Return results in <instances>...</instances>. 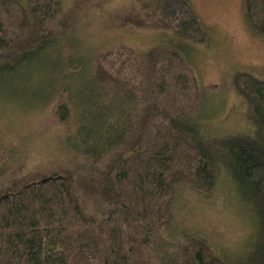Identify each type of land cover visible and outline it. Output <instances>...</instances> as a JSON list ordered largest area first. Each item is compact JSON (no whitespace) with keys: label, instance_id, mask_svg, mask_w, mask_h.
Masks as SVG:
<instances>
[{"label":"trees","instance_id":"trees-1","mask_svg":"<svg viewBox=\"0 0 264 264\" xmlns=\"http://www.w3.org/2000/svg\"><path fill=\"white\" fill-rule=\"evenodd\" d=\"M63 7L0 0V96L52 93L69 153L29 166L0 135V264H264V79L233 74L249 130L213 136L184 52L209 36L188 0H133L120 25L162 32L165 43L90 57L70 52ZM243 12L264 36V0H243ZM221 173L252 226L231 260L175 225L177 192L209 200Z\"/></svg>","mask_w":264,"mask_h":264},{"label":"rangeland","instance_id":"rangeland-1","mask_svg":"<svg viewBox=\"0 0 264 264\" xmlns=\"http://www.w3.org/2000/svg\"><path fill=\"white\" fill-rule=\"evenodd\" d=\"M188 1L209 36L206 46L188 45L184 50L204 97L201 120L213 136L246 133L249 129L244 121L245 108L230 80L236 72L264 79V36L255 34L248 25L243 0ZM132 2L64 0L62 12L69 15L71 22L70 52L90 57L121 44L143 52L165 43L162 32L120 25L121 16ZM42 93L29 103H9L13 100L0 96V135L17 160L26 159L29 166L43 164L41 168L46 164L57 166L54 164L69 157L64 144L66 132L52 120L54 97L45 91L49 98H44ZM64 164L70 166L69 162ZM174 212L177 229L203 235L226 260L234 259L251 235L249 214L239 204L224 173L219 175L209 200L179 190Z\"/></svg>","mask_w":264,"mask_h":264}]
</instances>
